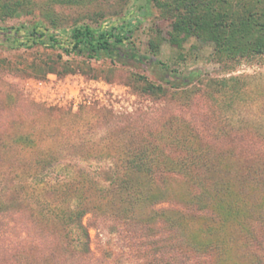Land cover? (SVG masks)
<instances>
[{"label":"trees","instance_id":"16d2710c","mask_svg":"<svg viewBox=\"0 0 264 264\" xmlns=\"http://www.w3.org/2000/svg\"><path fill=\"white\" fill-rule=\"evenodd\" d=\"M64 1L49 2L45 17L50 26L40 21L30 27L11 28L10 32L0 29V43L7 42L11 50L43 48L60 52V60L64 56L121 62L145 58L132 41L139 20L125 18L97 27L64 26L54 11ZM28 2L0 0V19L33 13ZM152 2L165 19L172 21L170 43L179 49L196 38L213 45V60L218 64L232 63L234 67L241 60L264 57V0ZM150 48L156 53L158 44L151 42ZM152 70L165 86L141 76L142 92L148 96H165L166 85L180 88L173 80L181 75L166 63L154 64ZM42 72L60 76L72 70L47 67ZM194 77L185 79L192 82ZM240 80L230 77L219 83L222 90L234 83V91ZM205 93L211 95L210 91ZM79 114H85L87 120L77 129H60L45 140L38 133L19 138L17 142L24 150L41 147L43 142L49 145L23 171H14L8 165L0 167V213L13 205L14 194L25 204L34 198L36 203L28 204L30 209L33 205L40 208L47 227H61L66 231L64 241L77 243L85 254L90 253L91 236L84 218L90 215L95 223L114 219L125 227H134V238L145 245L148 237L137 227L144 230L167 225L170 242L168 253L158 254L161 264H230L228 256L234 251L247 264H264V125H244L213 113L210 121L209 116L205 119V133L194 127L183 144L170 134L144 135L127 125L119 126L134 119L131 115L116 116L89 105L81 106ZM79 114L73 118L82 117ZM101 116L110 120L107 127L99 129L96 126ZM102 131L103 146L96 141ZM81 147L88 149L86 153L79 150ZM79 151L84 158L99 154L114 160L106 184L85 171L81 179L77 175L46 179L63 159ZM165 201L175 203L170 208L160 207Z\"/></svg>","mask_w":264,"mask_h":264},{"label":"rangeland","instance_id":"374dc122","mask_svg":"<svg viewBox=\"0 0 264 264\" xmlns=\"http://www.w3.org/2000/svg\"><path fill=\"white\" fill-rule=\"evenodd\" d=\"M50 1L29 0L33 13L0 19V29L10 32L11 28L30 27L40 21L50 26L45 17ZM54 11L64 26L97 27L125 18L139 20L132 41L145 58L121 62L64 56L60 60V52L43 48L11 50L7 42H1L0 167L8 165L14 171H23L33 165L39 151L49 143L24 150L17 142L19 138L38 133L40 139L45 140L60 129H77L87 120L85 114H79L83 105L105 109L116 116L131 115L134 119L119 126L127 125L144 135L170 134L179 137L183 144L195 128L205 133V119L209 116V120L213 113H221L244 125H264V57L244 59L234 67L232 63L218 64L213 60L211 43L193 38L181 49L173 46L170 43L172 21L162 16L152 0H65ZM151 42L158 44L156 53H152ZM159 62L181 75L179 80H173L180 88L166 85L165 96L151 97L142 92L143 84L139 80L142 76L151 83L165 86L162 78L152 72L154 64ZM47 67L59 71L67 67L72 72L44 75L42 71ZM190 75L195 76L192 82L185 79ZM230 77L241 80L237 81L234 91V83L228 84L230 89L222 90L219 82ZM210 84L212 88L208 87ZM205 91H210L211 95ZM74 114L82 117L74 119ZM101 119L96 128L109 125L110 117L101 116ZM100 135L96 137L97 144L104 143V131ZM79 150L86 153L88 149ZM81 151L63 159L46 179H68L76 175L81 179L85 171L106 184L112 176L114 160L99 154L84 158ZM13 196V205L0 213V264H161V252L168 253L171 232L167 225L144 230L137 227L148 237V245H145L140 238H134V227H125L114 219L95 223L89 215L84 218V224L91 236L90 253L85 254L77 243L64 241L66 231L61 227H47L38 212L40 208L33 205L30 209L28 204H35L34 198L25 201L26 205L21 201L23 198ZM71 197L75 196L71 194ZM174 203L165 201L160 207L170 208ZM228 261L247 264L235 251L229 254Z\"/></svg>","mask_w":264,"mask_h":264}]
</instances>
